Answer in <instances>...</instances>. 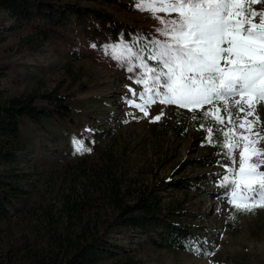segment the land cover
<instances>
[{"label": "rangeland", "instance_id": "1", "mask_svg": "<svg viewBox=\"0 0 264 264\" xmlns=\"http://www.w3.org/2000/svg\"><path fill=\"white\" fill-rule=\"evenodd\" d=\"M81 3L111 12L140 29L138 33L145 37L142 48L151 39H163L156 32L159 21L150 12L139 11L136 4L118 10ZM251 7L264 11V0ZM73 19L44 27L15 21L0 11V88L7 95L57 89L74 108L73 117L48 120L45 129L25 124V146L17 151L13 165L3 167L20 176L18 182L26 194L17 201V211L9 209L0 219V256L17 247L44 248L51 228L60 224L66 198L89 185L86 173L96 181L98 172L104 180L110 173L115 175L126 201L147 186L168 181L167 187L158 188L164 207L174 211L170 216L198 234L211 250L194 254L160 248L156 231L117 229L109 238L119 246V258L96 264H125L128 259H133L130 264H264V207L238 211L228 202L229 190L222 186L228 168L238 171L240 167V149L235 152L236 164L224 165L230 160L220 141L231 125L219 124L215 113L204 115L212 105L189 110L157 102L145 116L128 102L143 103L130 89L144 90L130 79L142 69L127 71L129 53L121 45L132 46L121 36L108 38L87 21L76 26ZM138 62L132 57V63ZM231 111L236 121L237 109L231 107ZM157 115L161 118L154 120ZM256 115L260 124L254 131L264 135V102L256 106ZM240 131L236 129L237 134ZM76 140L84 146L83 152L76 151ZM258 147L264 150V140ZM258 170L264 171V165Z\"/></svg>", "mask_w": 264, "mask_h": 264}, {"label": "snow or ice", "instance_id": "2", "mask_svg": "<svg viewBox=\"0 0 264 264\" xmlns=\"http://www.w3.org/2000/svg\"><path fill=\"white\" fill-rule=\"evenodd\" d=\"M259 2L138 0L137 9L150 12L159 21L156 32L163 39H151L150 46L145 44L139 52L121 45L129 53L127 71L142 69L130 79L144 90L130 91L143 103L128 102L145 116L148 107L157 102L189 110L212 105L204 115L215 113L219 124L231 125L223 132L220 146L227 149L231 165L236 164L235 152L240 149V167L238 171L228 168L222 186L229 190L228 202L245 212L264 207V171L258 170L264 165V159H259L264 150L258 147L264 135L254 131L260 124L256 106L264 102V11L251 7ZM161 12L165 16H160ZM138 35L140 40L134 41L133 47L145 39ZM132 57L139 62L132 63ZM231 107L237 109L236 121ZM160 118L157 115L154 120ZM236 129L241 131L237 134ZM209 143H213L211 138ZM75 144L77 152L85 150L79 140ZM253 157L258 162H252ZM187 247L194 254L199 252L195 245Z\"/></svg>", "mask_w": 264, "mask_h": 264}, {"label": "trees", "instance_id": "3", "mask_svg": "<svg viewBox=\"0 0 264 264\" xmlns=\"http://www.w3.org/2000/svg\"><path fill=\"white\" fill-rule=\"evenodd\" d=\"M100 3L114 6L118 10L138 3V0H0V11L15 21L35 22L40 26H61L70 17L76 26L89 22L108 38H123L130 46L140 40L139 30L120 21L111 12L99 10L91 5ZM137 51L141 43L133 47ZM74 108L69 100L57 89L45 93H25L7 95L0 88V219L9 214V209L17 211L16 203L26 191L20 186V176L3 167L13 165L17 151L25 146L23 129L25 124H33L45 129L48 120L73 117ZM224 165L230 166L225 160ZM96 181L86 173L80 192L66 198L59 225L51 228L44 248L17 247L0 256V264H96L103 259L119 258V246L109 234L117 229H135L144 232L156 231L160 242L158 247L189 250L195 245L202 253L210 252V246L191 229H185L175 220L174 211L164 207L160 187H167L168 181L145 187L129 201L115 175L108 174ZM130 193V192H129ZM133 259L126 260L130 264Z\"/></svg>", "mask_w": 264, "mask_h": 264}]
</instances>
